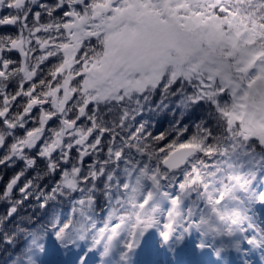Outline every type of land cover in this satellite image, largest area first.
Returning a JSON list of instances; mask_svg holds the SVG:
<instances>
[{
  "label": "snow or ice",
  "instance_id": "obj_1",
  "mask_svg": "<svg viewBox=\"0 0 264 264\" xmlns=\"http://www.w3.org/2000/svg\"><path fill=\"white\" fill-rule=\"evenodd\" d=\"M0 264H264V0H0Z\"/></svg>",
  "mask_w": 264,
  "mask_h": 264
}]
</instances>
